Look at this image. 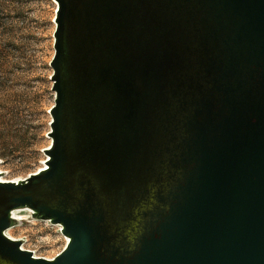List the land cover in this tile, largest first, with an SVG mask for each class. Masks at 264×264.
Returning a JSON list of instances; mask_svg holds the SVG:
<instances>
[{
  "label": "water",
  "instance_id": "obj_1",
  "mask_svg": "<svg viewBox=\"0 0 264 264\" xmlns=\"http://www.w3.org/2000/svg\"><path fill=\"white\" fill-rule=\"evenodd\" d=\"M44 167L0 180V264H264V0H58ZM62 225L34 256L13 210Z\"/></svg>",
  "mask_w": 264,
  "mask_h": 264
},
{
  "label": "rangeland",
  "instance_id": "obj_2",
  "mask_svg": "<svg viewBox=\"0 0 264 264\" xmlns=\"http://www.w3.org/2000/svg\"><path fill=\"white\" fill-rule=\"evenodd\" d=\"M58 0H0V180L18 182L44 167L56 103ZM11 238L53 258L67 245L60 223L13 210Z\"/></svg>",
  "mask_w": 264,
  "mask_h": 264
},
{
  "label": "trees",
  "instance_id": "obj_3",
  "mask_svg": "<svg viewBox=\"0 0 264 264\" xmlns=\"http://www.w3.org/2000/svg\"><path fill=\"white\" fill-rule=\"evenodd\" d=\"M16 223V220H12L11 222V225L15 224Z\"/></svg>",
  "mask_w": 264,
  "mask_h": 264
},
{
  "label": "built area",
  "instance_id": "obj_4",
  "mask_svg": "<svg viewBox=\"0 0 264 264\" xmlns=\"http://www.w3.org/2000/svg\"><path fill=\"white\" fill-rule=\"evenodd\" d=\"M34 256H37V257H44V256H38V255H35V254H34Z\"/></svg>",
  "mask_w": 264,
  "mask_h": 264
},
{
  "label": "bare ground",
  "instance_id": "obj_5",
  "mask_svg": "<svg viewBox=\"0 0 264 264\" xmlns=\"http://www.w3.org/2000/svg\"><path fill=\"white\" fill-rule=\"evenodd\" d=\"M15 182V181H14ZM14 216V215H13ZM68 239V237H66ZM69 240V239H68Z\"/></svg>",
  "mask_w": 264,
  "mask_h": 264
}]
</instances>
